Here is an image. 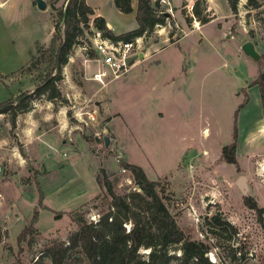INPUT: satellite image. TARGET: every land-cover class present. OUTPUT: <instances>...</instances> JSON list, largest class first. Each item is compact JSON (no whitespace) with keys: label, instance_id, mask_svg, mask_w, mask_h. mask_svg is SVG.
Listing matches in <instances>:
<instances>
[{"label":"rangeland","instance_id":"374dc122","mask_svg":"<svg viewBox=\"0 0 264 264\" xmlns=\"http://www.w3.org/2000/svg\"><path fill=\"white\" fill-rule=\"evenodd\" d=\"M65 1L43 0L38 9L34 0H0V102L17 103L56 74ZM168 1L172 16L146 34L144 57L126 73L90 78L95 63L80 49L94 28L88 16L57 72L59 97L43 94L14 116L0 113V264H51L45 248L76 230L69 213L95 222L108 210L103 181L118 196L138 192L126 164L157 183L176 227L208 246L209 262L264 264V86L253 83L264 73V0L258 7L238 0L235 15L226 0ZM86 2L115 33L136 26L134 13L117 11L112 0ZM192 6L206 19L200 34ZM244 42L256 58L242 51ZM233 124L236 169L219 160ZM78 181L88 199L54 219L68 193H79ZM243 197L262 209L259 218ZM34 211L33 230L18 239ZM214 213L236 233L222 227L213 237L206 222ZM77 251L63 264H87Z\"/></svg>","mask_w":264,"mask_h":264},{"label":"trees","instance_id":"16d2710c","mask_svg":"<svg viewBox=\"0 0 264 264\" xmlns=\"http://www.w3.org/2000/svg\"><path fill=\"white\" fill-rule=\"evenodd\" d=\"M136 1L134 16L136 28L114 34L106 27L102 17L93 14V10L84 0H66L59 13L61 36L52 58L56 74L51 72L45 74L41 82L30 92L17 97V103L14 100L0 102V113L10 112L14 116L17 111L26 109L30 100L43 94L47 99L59 97L60 94L55 85L59 79L57 72L66 62L70 48L76 42L77 37L82 34V26L87 25L88 16H91L92 26L103 36L123 40L132 39L144 32L145 34L150 33L155 25H161L166 20L163 14L157 13L158 6L155 1ZM237 1L226 0L230 12L234 15L237 12ZM113 4L122 13H128L131 10L129 0H113ZM246 4L252 7L260 5L257 0H246ZM192 8V15L199 24L205 23L206 19L200 16L197 7L192 6ZM54 31L57 33L55 29ZM253 83L262 88L264 73L257 71ZM235 132L233 124L231 141L221 146L219 160L233 165L236 169ZM123 167L129 171L138 192L118 196L113 193L110 183L103 181V187L110 200L108 210L102 213L95 222L84 221L77 212L69 213L76 230L67 236L65 242H52L45 248L44 254L50 263L63 264L72 255L73 250H78L77 252L87 264H169L172 261L176 264H213L206 257L208 246L187 239L176 227L173 217L159 196L156 189L157 183L147 180L143 171L135 165L126 164ZM40 199L41 195L38 203ZM243 204L253 210L259 218L262 209L257 208L251 198L243 197ZM52 213L54 219L62 214L60 211ZM37 216V211H34L27 227L19 233L18 239L33 230ZM206 225L209 227L210 234L216 238L220 235L222 227L229 228L232 234L236 233V229L216 213L209 218Z\"/></svg>","mask_w":264,"mask_h":264},{"label":"built area","instance_id":"2783aa9c","mask_svg":"<svg viewBox=\"0 0 264 264\" xmlns=\"http://www.w3.org/2000/svg\"><path fill=\"white\" fill-rule=\"evenodd\" d=\"M153 1L157 3V13L163 14L167 20L168 17L165 14H172L169 1ZM187 9L190 11L189 6ZM147 37L148 35L144 32L129 40L110 39L103 36L99 30L92 28L91 34L87 38V44L80 47L88 56L85 60L95 63V69L91 72L90 78L103 82L106 79L111 80L126 73L144 57L145 54L141 49V43L146 41Z\"/></svg>","mask_w":264,"mask_h":264},{"label":"crops","instance_id":"0c3cea01","mask_svg":"<svg viewBox=\"0 0 264 264\" xmlns=\"http://www.w3.org/2000/svg\"><path fill=\"white\" fill-rule=\"evenodd\" d=\"M84 2L87 4V2H86V0H84ZM129 3H130V8H131V10H130V12H133L134 13V16H135V11H136V3H137V1L136 0H129ZM112 4H113V0H112ZM169 4H170V6H171V3H170V1H169ZM88 5V4H87ZM114 5V4H113ZM88 6H90V5H88ZM91 7V9L93 10V14L95 15V16H100V17H102L101 15H100V13H99V11L95 8V7H93V6H90ZM115 7V6H114ZM174 7H177V6H175L174 5ZM115 9L117 10V11H119L116 7H115ZM120 12V11H119ZM130 12H128V13H130ZM122 13V12H121ZM172 16V14L171 15H169L168 16V18L169 17H171ZM103 18V17H102ZM103 20H104V22H105V25H106V27L107 28H109L111 31H112V29H111V27H110V25L106 22V20L103 18ZM135 20V19H134ZM194 21V20H193ZM136 23V22H135ZM209 23V22H208ZM192 29H195V30H197L198 31V33L200 34L201 33V29H202V27L205 25V24H207V23H203V24H198L197 25V23L196 22H192ZM137 26V25H136ZM136 26L134 27V28H136ZM134 28H132V29H134ZM132 29H129V30H132ZM129 30H126V31H129ZM126 31H124V32H126ZM114 34H120V33H115L114 31H112ZM121 33H123V32H121ZM187 34V33H186ZM185 34V35H186ZM203 34V33H202ZM183 37V36H182ZM201 38V37H200ZM199 39V38H198ZM202 39V38H201ZM180 39H178V41H179ZM78 185L80 186V191H79V193H75L74 195L72 194V193H68V195H69V197H68V200H67V202H65V203H63L64 204V206H65V208L62 210V211H60V212H64V211H69V209H71L72 207H76V206H78V205H80V204H83L87 199H88V193H86V195L84 196V194H83V192H82V190H84L85 188H88V187H92V186H95V183H94V181L91 179V177H90V183H89V186L87 187L85 184H83L81 181H78ZM48 209V208H47ZM50 210V209H49Z\"/></svg>","mask_w":264,"mask_h":264},{"label":"water","instance_id":"95a60500","mask_svg":"<svg viewBox=\"0 0 264 264\" xmlns=\"http://www.w3.org/2000/svg\"><path fill=\"white\" fill-rule=\"evenodd\" d=\"M35 1V5L38 9H43L44 8V2L43 0H34ZM166 17L169 16L168 13L165 14ZM241 49L242 51L247 54L248 56H250L251 58H256V53L253 50V47L251 45L250 42H244L241 45ZM104 142L106 143L107 139L104 137ZM237 186L239 187V189L241 190L242 193L245 192V186H244V179L243 178H239L237 180Z\"/></svg>","mask_w":264,"mask_h":264}]
</instances>
